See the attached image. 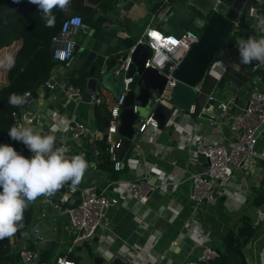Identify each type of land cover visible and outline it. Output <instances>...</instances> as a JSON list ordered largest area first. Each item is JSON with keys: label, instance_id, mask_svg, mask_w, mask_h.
I'll return each mask as SVG.
<instances>
[{"label": "crops", "instance_id": "crops-1", "mask_svg": "<svg viewBox=\"0 0 264 264\" xmlns=\"http://www.w3.org/2000/svg\"><path fill=\"white\" fill-rule=\"evenodd\" d=\"M112 2L110 7L101 12L104 17L101 24H106L109 31L116 33L123 40H133L132 44L146 26L170 34H178L184 29L201 30V26L192 21L191 13L184 9L178 0H112ZM96 3L97 1H94L91 5L94 6ZM163 3L171 9L159 19H150V15ZM252 4L259 7V17H264V0H256ZM258 23L252 16L246 14L239 31L231 34L232 42L219 49L216 58L206 70L199 84L201 100L189 111L179 110L174 116L175 124L169 121V128L159 130L152 142L141 141V150L135 154L136 163L125 165V170L118 176L124 180H132L144 170V164L146 166L154 164L151 168V172L154 173L158 172L157 168L166 172L175 168L179 180L177 185L156 188L144 202L126 198L109 206L106 209L109 229L100 232L95 241L93 239L73 241L70 221L64 213L67 208L66 202H62L61 212H57L54 207L47 214L41 212L39 202L42 197H38L33 202L32 219L23 229L18 243H15V250L23 246L36 252L33 230H30L34 228L39 231L43 239L52 242L40 250V258L35 264H52L55 256L59 254L71 258L75 264H90L91 256L95 252L111 257L127 250H133L131 255L137 258L134 264H167L162 262L161 258L173 246L174 240L179 238L181 246L178 247L169 264H181L183 260L193 259L201 249L196 239H193L192 230L197 227L204 235V243L217 252L210 263L229 264L225 243L227 231L235 227L242 214H247L250 217L252 233L240 246V253L236 250L235 252L241 256V264H264V256H262L264 218L256 225L252 222L257 208L264 211V186H261L264 175V127L256 135L253 154L249 158L250 172L243 174L240 170L234 171L228 186L233 192L212 203L196 204L189 198L191 182L188 175L203 170L205 160L194 153L192 141L183 142L181 146L176 142L179 132L189 137V133L193 135L198 131L217 143H226L234 134L229 124L233 122L232 117L237 109L245 104L248 91L256 84L259 89L264 90L262 78L259 79L251 67L246 68L240 63L237 46L241 38L259 39L264 36V33L259 31ZM14 47L15 45L12 44L0 48V61H5L4 64H0V82L4 81L6 58L12 57ZM75 60L76 57L73 55L67 61H57L53 64L54 74L51 78L56 84L48 88L43 82L35 91L37 97L33 101L37 106L36 110L33 111L22 105L19 111L31 114V120L23 121V126L30 127L33 123L32 118H36V124H41L43 119L45 120L43 116L45 114L57 125L78 120L95 128L94 103L91 100H83L81 94L76 98L65 97L58 84L61 81L70 83L69 78L81 74L74 69ZM83 76L81 93L86 89V76L85 74ZM246 80H250L251 87L238 97L236 91ZM43 85L45 88L42 87ZM95 90L99 93L106 91L100 86H96ZM209 95L214 100L212 115H202L201 111ZM231 95L234 96L236 105L229 107L227 118L221 119L217 102ZM38 132L41 135H54L58 144L69 138L68 131L64 129L51 130L48 127L46 130L40 128ZM71 142L70 155L77 152L89 164L80 184L93 182L97 186L102 185L107 178L95 165L97 148L95 140L89 141L85 135H80L68 139V143ZM64 156L67 158L66 155ZM157 178V175L152 176L156 183ZM234 189L238 192L234 193ZM243 190L244 193H240ZM129 262L133 261L130 259Z\"/></svg>", "mask_w": 264, "mask_h": 264}, {"label": "built area", "instance_id": "built-area-1", "mask_svg": "<svg viewBox=\"0 0 264 264\" xmlns=\"http://www.w3.org/2000/svg\"><path fill=\"white\" fill-rule=\"evenodd\" d=\"M166 1V0H164ZM256 1V0H253ZM168 6L160 4L159 8L150 15V19H159L167 12ZM259 7L251 4L248 9V14L252 16L256 22L259 17ZM82 27L81 16L78 13H70L64 16L57 28V30L50 36L48 49L51 57L56 61H67L73 57L76 48L75 37L80 32ZM153 33L159 35L157 39ZM197 40L191 30L184 29L178 34L163 33L157 28L146 26L144 31L137 37L134 43H145L150 48L148 57L144 60V67L154 68L158 73L162 74L165 81L161 87L159 94L151 90L148 98V112L145 116H139L135 123V131L131 138V147L123 154L120 159L116 158V149L119 146L120 138L113 143L110 142L111 133L116 132L118 124V114L123 97L129 88L133 78L131 76H123V87L119 93L118 98L113 99L110 106V121L106 127L105 137L108 142L107 152L112 159V167L114 170L125 164H135V154L141 150V141L152 142L158 131L164 128H169V121L175 124L176 117L174 116L179 110L185 111L176 106L171 101L172 88L176 83L173 72L179 62L182 60L188 51L191 43ZM134 44H132L126 54L121 60L114 74L122 69L125 71L129 63V52ZM210 66V65H209ZM105 67H102L104 70ZM208 69V68H207ZM251 69L255 71L256 76L264 81V64L256 61L252 62ZM54 74V68L51 67L48 77L44 80V85L52 88L56 82L51 78ZM259 83V82H258ZM62 89L65 97L76 98L81 94V90L66 81L58 83ZM200 84V83H199ZM194 85V89L199 92L200 85ZM30 92H25L23 96L29 95ZM211 98V96H208ZM90 100L93 103L101 101V97L96 90L91 91ZM108 100V97L105 98ZM162 104L170 109V113L165 122L159 126L157 120L152 116V109L158 104ZM234 96L220 100L217 102L219 109V118L224 119L228 117V109L230 106H235ZM190 106V109H192ZM136 105H132V111H136ZM188 110V111H189ZM202 112V111H201ZM14 116L15 125H22L23 121H30L31 117L25 112L16 114ZM232 123L229 128L233 131V135L226 141V143H217L208 139L204 134L196 132L193 135L189 133L186 137L182 132H179L177 144L182 145L183 142L192 141L193 150L195 154L200 155L205 160L203 170L191 172L188 178L191 182V191L189 198L196 204L202 202H215L218 198L228 195L233 192L228 186L234 171L240 170L243 174L250 172L251 166L249 158L253 154V147L256 141L255 129L264 121V90L257 87V84L252 87L247 93L246 102L239 107L232 117ZM51 130L64 129L68 131L69 138H76L80 135H85L89 141H93L98 131L96 128H91L82 121L73 120L67 124L57 125L51 122L49 125ZM68 139H64L60 144L54 147V150L59 149L64 155L70 159V147ZM144 170L132 180H124L121 177L107 179L102 185L97 186L93 182H86L73 188L71 182L67 186L65 194L62 196L61 202H66L67 199L74 193L78 192L77 198L70 206L66 208L69 214V221L73 233V241H92L94 237L100 235V232L109 229V219L106 214V209L117 203L122 199L134 198L140 202H144L149 194L159 188L160 186H169L178 184L177 170L174 168L171 171H164L159 168L158 172H151L154 164L146 166ZM153 175H157L158 183L152 179ZM261 186H264V175L262 176ZM238 191L234 189V193ZM240 193H244V190ZM264 218V211L260 208L255 210L253 218V225H256ZM194 226V225H193ZM193 239L195 238L197 244L201 246L199 253L193 259H186L181 264H209L210 260L216 256L217 252L214 248L204 243V235L201 230L195 227L193 230ZM133 250H127L120 253V256L132 260L128 264H134L137 258L131 255ZM35 251L28 247L21 246L18 251V261L16 264H30L35 257ZM52 264H75V262L64 254L56 255Z\"/></svg>", "mask_w": 264, "mask_h": 264}, {"label": "water", "instance_id": "water-1", "mask_svg": "<svg viewBox=\"0 0 264 264\" xmlns=\"http://www.w3.org/2000/svg\"><path fill=\"white\" fill-rule=\"evenodd\" d=\"M184 9L191 14L193 22L201 26V30L197 35V40L191 43L188 51L175 68L173 75L176 83L172 88L171 101L181 109L188 111L191 105H194L196 98L200 92L194 89V85L199 84L206 73L207 68L213 61V57L225 39L226 35L234 34L239 31L243 25L249 6L253 0H178ZM171 8H167V12ZM166 12V13H167ZM81 38L76 44L74 56L76 57L74 69L78 70L82 75L85 74V87L82 91L81 98L83 100H90V93L100 86L110 93L116 99L123 87V76L134 78L128 90L126 91L120 111L118 114V124L116 132L111 133L110 142H114L120 138L119 146L116 149V158L120 159L125 152L131 147V138L135 131V123L137 118L143 114L145 116L149 109L148 98L151 90L159 94L161 87L165 81L162 74L158 73L154 68L144 67L143 62L150 53V48L145 43H134V46L129 52V63L125 71L119 69L115 74L121 60L126 56L130 46L125 40L118 37L116 33L107 29L106 24L98 26H88L82 24ZM110 59L112 62L110 63ZM105 67L102 70V67ZM250 68V65H245ZM43 88L44 85L42 86ZM251 87L250 80H246L236 91V95L241 97ZM26 97V103L23 105L31 110H36L34 99L37 93L32 91ZM136 105V111H132V105ZM214 100L207 98L202 109V115H212ZM170 113V109L158 103L152 109V116L157 120L161 126ZM31 117V114H28ZM45 120L41 124H36V118H32V125L30 128L35 130H46L51 124L52 120L49 116L43 114ZM264 127V121L261 122L255 129V134ZM102 133L96 132V138L100 139ZM72 148V142L69 143ZM79 155L74 152L72 156ZM80 156V155H79ZM31 158V157H27ZM206 163V162H205ZM87 170V169H86ZM85 170V173H86ZM70 182L61 187L52 196H41L42 200L39 202L41 212L49 213L50 209L56 207L57 212L62 211V196ZM158 183V182H157ZM78 192H74L66 201V206H70L77 198ZM119 201H117L118 203ZM67 218L68 212L64 211ZM33 237L36 243V253L30 264H35L40 258V250L47 247L52 242L43 239L39 231L34 228ZM96 237L93 238V241ZM9 250L13 252L16 244L13 236L8 238ZM180 239L174 240L173 246L165 253L161 261L169 264L170 260L175 256L180 245ZM229 264H241L242 258L234 250L228 252ZM129 260L120 255H113L105 257L102 254L95 252L91 256L90 264H128ZM45 264V263H41Z\"/></svg>", "mask_w": 264, "mask_h": 264}, {"label": "trees", "instance_id": "trees-1", "mask_svg": "<svg viewBox=\"0 0 264 264\" xmlns=\"http://www.w3.org/2000/svg\"><path fill=\"white\" fill-rule=\"evenodd\" d=\"M94 1L97 3L93 6L91 3ZM101 1L71 0V5L66 10L54 8L52 13L54 17L53 26L48 27L38 7L29 3V0H21L20 3H14L13 0H0V48L15 45L12 53L15 65L11 69L6 66L4 81L0 82V145H10L25 157L33 155L23 143L12 140L8 135V130L15 126L12 112L19 114V110L22 108V106H11L8 102L9 96L13 93L23 96L26 91H36L48 77L51 67L57 62L51 57L48 43L50 36L57 30L61 19L67 14L78 13L81 16L82 24L99 26L104 20L101 12L113 3L112 0ZM125 40L128 44L133 42L130 39ZM232 40L233 35L227 34L217 49L213 60L216 58L219 49ZM111 62L112 59H110ZM83 81L84 76L82 74L68 79V82L79 89L82 88ZM98 95L101 97V101L94 103L93 115L95 128L102 133V137L94 139L97 147L95 165L107 179L117 178L125 170V164L117 171L113 169L112 159L107 152L108 142L105 137L106 127L110 121L109 109L113 99L107 91L98 92ZM106 97L108 100H105ZM57 145L56 142L54 147ZM32 213L33 202L24 211L23 227L13 236L15 243H18L23 229L31 221ZM251 233L250 217L247 214H242L235 227L227 231L225 240L227 253L231 249L239 252L240 246ZM19 248L20 246L15 251L10 252L8 238L0 240V264H16Z\"/></svg>", "mask_w": 264, "mask_h": 264}, {"label": "clouds", "instance_id": "clouds-1", "mask_svg": "<svg viewBox=\"0 0 264 264\" xmlns=\"http://www.w3.org/2000/svg\"><path fill=\"white\" fill-rule=\"evenodd\" d=\"M20 3L21 0H13ZM38 7L46 26H53V9L66 10L71 0H29ZM261 33H264V17H256ZM240 63L252 65L253 61L264 64V36L241 38L237 44ZM5 61H0L4 64ZM13 57L6 58V66L14 67ZM13 107L26 103V97L15 93L9 96ZM9 137L23 143L32 153L31 158L19 154L12 146L0 145V240L10 238L23 227L24 211L41 196H52L62 186L71 182L80 184L88 162L82 156L65 158L59 149L54 150L56 137L41 135L37 130L15 125L8 130ZM264 256V254H262Z\"/></svg>", "mask_w": 264, "mask_h": 264}, {"label": "rangeland", "instance_id": "rangeland-1", "mask_svg": "<svg viewBox=\"0 0 264 264\" xmlns=\"http://www.w3.org/2000/svg\"><path fill=\"white\" fill-rule=\"evenodd\" d=\"M192 32H193L195 35H198L200 31L195 30V31H192ZM81 35H82L81 32H78V33H77V35H76V37H75L76 44H77V42L80 40ZM201 98H202V93H199L198 96H197V98H196V102H195L196 105H197L198 101L201 100Z\"/></svg>", "mask_w": 264, "mask_h": 264}, {"label": "snow or ice", "instance_id": "snow-or-ice-1", "mask_svg": "<svg viewBox=\"0 0 264 264\" xmlns=\"http://www.w3.org/2000/svg\"><path fill=\"white\" fill-rule=\"evenodd\" d=\"M153 35H154L157 39H159V35H158V34L153 33Z\"/></svg>", "mask_w": 264, "mask_h": 264}]
</instances>
